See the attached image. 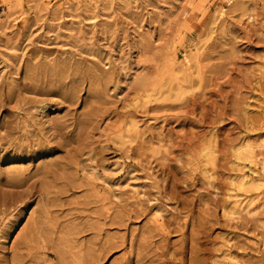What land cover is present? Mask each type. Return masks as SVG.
I'll use <instances>...</instances> for the list:
<instances>
[{"label":"rangeland","instance_id":"obj_1","mask_svg":"<svg viewBox=\"0 0 264 264\" xmlns=\"http://www.w3.org/2000/svg\"><path fill=\"white\" fill-rule=\"evenodd\" d=\"M81 257L264 264V0H0V264Z\"/></svg>","mask_w":264,"mask_h":264},{"label":"bare ground","instance_id":"obj_2","mask_svg":"<svg viewBox=\"0 0 264 264\" xmlns=\"http://www.w3.org/2000/svg\"><path fill=\"white\" fill-rule=\"evenodd\" d=\"M67 238V237H66ZM68 240V239H67ZM114 244V243H113ZM116 244V243H115ZM68 246V245H67ZM109 248H110V246H109ZM114 248V247H113ZM107 250H110V249H108L107 248ZM107 250H106V252L105 253H107ZM90 252V251H89ZM88 252V253H89ZM92 253V252H91ZM90 253V254H91ZM89 254V255H90ZM89 257V256H88ZM88 257H86V258H83V257H81L80 258V260L77 262L78 264H89V263H87L88 262V260H90V259H87ZM92 258V257H91ZM98 258H99V256H98ZM85 259H87V260H85ZM100 259V258H99ZM96 260V259H95ZM95 260H93V262H92V264L95 262ZM98 260V259H97ZM91 261H92V259H91ZM99 261V260H98ZM97 262V261H96ZM96 262H95V264H96ZM100 262V261H99ZM91 263V262H90Z\"/></svg>","mask_w":264,"mask_h":264}]
</instances>
